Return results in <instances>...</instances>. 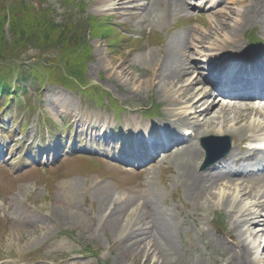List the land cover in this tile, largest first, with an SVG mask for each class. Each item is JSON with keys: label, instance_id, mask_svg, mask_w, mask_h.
Returning a JSON list of instances; mask_svg holds the SVG:
<instances>
[{"label": "bare ground", "instance_id": "obj_1", "mask_svg": "<svg viewBox=\"0 0 264 264\" xmlns=\"http://www.w3.org/2000/svg\"><path fill=\"white\" fill-rule=\"evenodd\" d=\"M261 1L262 0H236L235 3L243 4L244 7L242 5H236L230 8L228 4H224L223 6H221L214 15L218 20L219 25L217 27H212L210 31L204 35L197 34L192 36L193 41H190L189 44L191 46H189V48L193 47L195 50L192 53L191 58L193 59V57L195 56H202L204 53H210V50L218 51L213 54V56L221 55V50L229 47L230 45L234 46L236 38L245 30L247 26H249V19L252 17V15H255V13H259L257 4H260ZM95 11L109 12L110 9L109 7L104 9L98 7ZM169 14L167 15V17L169 16ZM211 39H213L214 41L210 42ZM184 54L185 53H183V55ZM178 56L179 54L174 55L176 61H178ZM190 64L193 65L196 69H198L199 66H202V64H198L195 61H192ZM217 66V64L209 65V68L206 71V74L208 75L207 77L212 76L211 73L217 70ZM242 67L243 64L240 61H235L233 63L222 61L219 68L222 71H234L235 69H239ZM122 69L123 68L121 67L119 70ZM123 74L124 73H117V79L118 76H122ZM198 78H200L201 80L203 79L200 76H196L195 79H192L189 70L185 68L181 74L173 77H167L166 79L168 81L164 84H160L163 88L164 93L162 99L167 103L165 105V111L166 114L171 117V120L167 119V121H165L166 124L163 126V131L165 133L174 132L176 129H178V126H176L174 123H178L180 126L189 125V116L195 115L199 122L198 126L203 128L201 130V133L203 134L213 133L215 130L220 136L228 133H237L242 136V132L246 131V129L240 128L239 125L241 120L246 118L248 111L242 110L243 105L240 104V101L246 98L243 93L248 92L246 91L247 88L232 85L227 89H223L230 92L231 96L233 97V100H229L226 103V106H228V108L221 110L222 107H220L219 110L216 111L208 110L206 112H201L199 107L197 106L198 102H195L198 97L196 95L199 93H204L207 90H205L204 88H200L195 92V85ZM123 82H126V80H124ZM248 83L249 81H247L245 84ZM211 86L218 87L215 81L211 83ZM148 89L150 88L148 87ZM247 125L248 123L246 124V126ZM257 126L258 125L253 124L252 128H255ZM198 153L199 151H197L196 149L188 150V152L181 157L180 161L191 158ZM184 179L187 181L189 177L185 176ZM188 183V193L192 194L193 191L196 192L197 189L194 188L195 185L192 184V181H188ZM200 183L202 186L212 185L214 183V179L208 174L206 177L200 178ZM234 189L225 190V192L231 191V193L233 192V194H235ZM221 199L224 203H227L229 201L231 204H235V198L232 194L230 195V197H228L227 195H221ZM100 201L101 199H99V202ZM153 216L157 217L156 213H153ZM240 216L241 220L237 219V221L252 230L253 228L252 225H250L251 219L249 218V215L240 214ZM116 221L117 217L113 216L109 222L110 226H113ZM116 224H119V222ZM38 232L39 230L36 229L33 232H30L28 236L31 237L37 235ZM124 232L128 233L129 230L125 228ZM134 233L135 232L131 234ZM132 240L133 238L130 237L129 241ZM253 262L256 263V260H254Z\"/></svg>", "mask_w": 264, "mask_h": 264}, {"label": "rangeland", "instance_id": "obj_2", "mask_svg": "<svg viewBox=\"0 0 264 264\" xmlns=\"http://www.w3.org/2000/svg\"><path fill=\"white\" fill-rule=\"evenodd\" d=\"M23 1L24 0H0V8L4 7L5 5L10 4V3H18L19 4V3H22ZM34 1L37 3L38 0H34ZM36 6L37 5L34 4V2L33 3L29 2V6L27 8V11L28 12L33 11V12L37 13L38 11L35 9ZM14 10H15V12H18L19 8L15 7ZM3 19H4V15H2L1 10H0V24L3 22ZM24 20H25V22L27 24L30 25L31 28L35 27L34 23H32L31 19H29L27 16L24 17ZM6 36L10 39V35H6ZM53 38H55V37L53 36ZM98 50L99 49H94V52H93L95 60L89 65V76H90L89 78L96 79L97 75H99V74H104V76L108 75L107 78H109L112 73H115L114 70H115L116 66L121 65V61H125V59L124 58L121 59L120 56H116V57H113V58H115L114 61L108 60V61L103 62L102 59L99 58V54H110V53L113 54L114 52H117V50L114 49V48H109V50H107V51H98ZM7 52L9 54L11 53L9 49L7 50ZM5 54H6V52H5ZM103 66H105L104 69H103ZM106 69H110V72H106L105 71ZM112 79L117 80L115 78V76H113ZM96 81H98V80H96ZM45 97H47V96H44V98ZM150 97H151L150 94H148V98H150ZM154 99L157 100L156 97H154ZM53 101H54V99H51L49 97L46 98V105L53 106ZM46 105H43V106L47 107ZM75 181L78 183L77 186H81L82 185V181H80L78 179H75ZM75 187L76 186H74V188ZM20 189H22V190H20ZM78 189H79V187L75 188V190H78ZM16 190H17V192L19 190L20 191L18 192V194H16L13 197L14 199H17L18 197L19 198L22 197L24 199L26 197H28V198L32 197V204L35 203L39 209H42L43 211H45L47 213L50 212V213L53 214V210L51 209V207L45 205L44 200L40 197L39 192L36 190L35 187H32L30 189H25L24 185H20V186H18V188ZM56 191H57V189H56ZM61 191L62 190L59 189L57 192H61ZM69 195H71V193H68L67 195L65 194L64 196L62 194H60V193L56 194V197H55V202H56V199H57V205L55 204V209H56L55 212H56V214L58 213V214H61V215H65L69 211L73 210V207L72 208H68L66 203H65V198L69 197ZM80 197H82V195ZM106 205H108V204L106 203L104 206H106ZM97 206L99 208V204L98 203H97ZM88 208H90V207H88ZM47 213H45V214H47ZM39 216L42 218L41 220H37L34 217H29V215L27 213L24 214V217H25L24 226L25 225L30 226V225H35V224H36L35 226H39V225L42 226L43 223L49 222L52 225L49 229L54 228L55 230H57L58 225H57L56 222H54L55 221L54 218L51 220V219H49L47 217L44 218V216H42V214H39ZM27 218H28V221H26ZM62 222H64V221H60L58 223L61 224ZM37 223H39V224H37ZM65 225L72 227V224H70V223L69 224H65ZM20 229H23V227H20ZM104 230H105V227H104V229L102 231H100L101 235L104 232ZM17 233H18V231H17ZM45 233H47V230H45ZM55 233H56V231H55ZM53 235H51V236H53ZM109 239L113 242L115 238L113 236H109ZM43 240H45V237L40 242H42ZM40 242L36 243L33 247L37 246ZM1 246L4 247V248H8V249L11 248V249H13L16 252H23L26 249L24 247V240L21 239L19 236H16L15 238L6 237L2 241ZM115 255L116 256L113 257V264H125L127 262V259H126V262H124L123 260H121L122 258L119 257V248L116 250Z\"/></svg>", "mask_w": 264, "mask_h": 264}, {"label": "trees", "instance_id": "obj_3", "mask_svg": "<svg viewBox=\"0 0 264 264\" xmlns=\"http://www.w3.org/2000/svg\"><path fill=\"white\" fill-rule=\"evenodd\" d=\"M39 22L42 24V26H44V25L47 23V20H45V19H40ZM65 42H68V41L66 40V38H65V41H64L63 43H61V41H59V43H61V44H59V45H60V46L65 45Z\"/></svg>", "mask_w": 264, "mask_h": 264}]
</instances>
